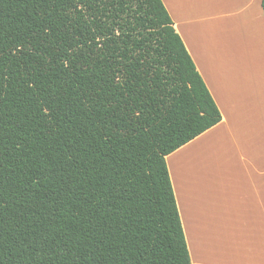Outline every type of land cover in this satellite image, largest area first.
Returning a JSON list of instances; mask_svg holds the SVG:
<instances>
[{"label": "trees", "instance_id": "1", "mask_svg": "<svg viewBox=\"0 0 264 264\" xmlns=\"http://www.w3.org/2000/svg\"><path fill=\"white\" fill-rule=\"evenodd\" d=\"M221 121L162 0H0V264H192L166 158Z\"/></svg>", "mask_w": 264, "mask_h": 264}, {"label": "crops", "instance_id": "2", "mask_svg": "<svg viewBox=\"0 0 264 264\" xmlns=\"http://www.w3.org/2000/svg\"><path fill=\"white\" fill-rule=\"evenodd\" d=\"M222 121L167 156L192 264H264L262 0H162Z\"/></svg>", "mask_w": 264, "mask_h": 264}]
</instances>
